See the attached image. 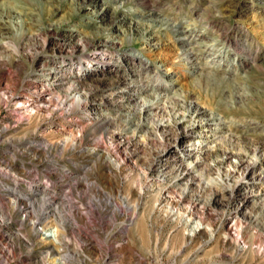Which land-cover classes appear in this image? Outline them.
<instances>
[{
  "label": "rangeland",
  "instance_id": "1",
  "mask_svg": "<svg viewBox=\"0 0 264 264\" xmlns=\"http://www.w3.org/2000/svg\"><path fill=\"white\" fill-rule=\"evenodd\" d=\"M60 253L264 264V0H0V264Z\"/></svg>",
  "mask_w": 264,
  "mask_h": 264
},
{
  "label": "bare ground",
  "instance_id": "2",
  "mask_svg": "<svg viewBox=\"0 0 264 264\" xmlns=\"http://www.w3.org/2000/svg\"><path fill=\"white\" fill-rule=\"evenodd\" d=\"M83 103V100L82 98H76L75 100V105L76 107H80ZM204 110V109H203ZM200 107H196V106H192V113L195 115L197 114H203V111ZM29 111V110H28ZM33 112V109L30 111V114H32ZM197 115V116H199ZM201 116V115H200ZM187 118H185V116H183L182 118L176 120L175 122L176 123H182L184 122V120H186ZM191 120V119H190ZM201 120V119H200ZM198 120H195V123L192 122L187 124L186 126H183L182 129H183V132H182V135L183 137H190L191 135H193L195 133V131L198 129L199 126H197L199 123L197 122ZM209 127V126H208ZM210 128V127H209ZM10 129V127L7 125H5L2 129V131L7 132L8 130ZM48 145H50L49 143H47ZM190 154V153H189ZM193 164V162H192ZM191 164V165H192ZM191 169V167H190ZM250 168L247 169V171L249 170ZM252 169V168H251ZM69 171V170H67ZM161 171V170H160ZM167 172V171H166ZM164 172V174L166 173ZM163 174V173H162ZM161 176V174H160ZM239 181V180H237ZM240 182V181H239ZM239 182H237L235 185H237ZM235 185L233 186L235 188ZM46 187H51L53 188L54 185L52 184V182H47L46 183ZM143 189V188H142ZM233 189V188H232ZM15 192L18 193V194H21L23 193L24 194V191L21 190V189H18L17 186L14 188ZM43 192V191H41ZM45 192V191H44ZM235 192V191H234ZM17 195V194H16ZM17 198H15V201L14 203H17ZM166 198V196H165ZM170 199V198H169ZM44 201V200H43ZM31 204H34V201L31 202ZM168 209H169V212L168 214L172 217V213L175 212V210L172 208V203H169L168 205ZM40 212V215L37 217V219L35 220H30V225L32 226V229L34 230V232L38 233V234H41L43 235L44 237V240H47V241H51L53 242L55 245H59L58 243L62 240H64L63 238H65L64 236L66 235L65 232H63L64 228H65V221L66 219L64 217H58V214L57 216H51V219L53 220V222L51 223L49 220H48V217L50 216L49 212L45 211L43 208L39 210ZM178 215V214H177ZM176 215V216H177ZM28 214L25 215L24 218L21 219V222H23L24 220H26L28 217ZM178 217V216H177ZM179 220L181 222V224H184L185 228L187 230H189V236L191 237L195 232H198V233H206L208 232L207 231V228L205 226V224L199 220H197V218L194 216V213H191L189 214V212H185V213H181V216H179ZM173 218V217H172ZM51 220V221H52ZM51 224H50V223ZM67 222V221H66ZM194 225V226H193ZM191 228V229H190ZM66 229V228H65ZM210 230V228H209ZM211 231V230H210ZM212 235L211 236H215L216 234V231L215 229L212 230ZM21 235L24 237V239L26 241H28L30 244H32V241L29 237H27L26 234H22ZM212 238V237H211ZM210 240V239H209ZM62 249V248H59V250ZM63 251V249H62ZM46 256H52L54 254H58V252L56 251L55 249V246L54 247H49L48 250L46 251ZM64 253H60V255L62 256L61 258L62 259H58L57 262L58 264H63V255ZM47 258V257H46Z\"/></svg>",
  "mask_w": 264,
  "mask_h": 264
}]
</instances>
